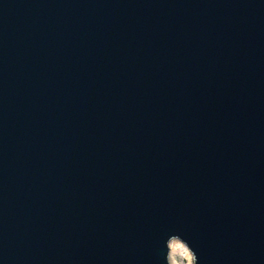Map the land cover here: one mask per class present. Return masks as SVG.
I'll return each instance as SVG.
<instances>
[{"label": "water", "instance_id": "obj_1", "mask_svg": "<svg viewBox=\"0 0 264 264\" xmlns=\"http://www.w3.org/2000/svg\"><path fill=\"white\" fill-rule=\"evenodd\" d=\"M264 264V0H0V264Z\"/></svg>", "mask_w": 264, "mask_h": 264}, {"label": "bare ground", "instance_id": "obj_2", "mask_svg": "<svg viewBox=\"0 0 264 264\" xmlns=\"http://www.w3.org/2000/svg\"><path fill=\"white\" fill-rule=\"evenodd\" d=\"M177 253H182V255H184V262L179 263V261L176 259ZM171 264H193L192 255L187 247L176 240L171 243Z\"/></svg>", "mask_w": 264, "mask_h": 264}, {"label": "rangeland", "instance_id": "obj_3", "mask_svg": "<svg viewBox=\"0 0 264 264\" xmlns=\"http://www.w3.org/2000/svg\"><path fill=\"white\" fill-rule=\"evenodd\" d=\"M175 256V255H174ZM176 259L179 261V262H183L184 261V257L182 255V253H177L176 254Z\"/></svg>", "mask_w": 264, "mask_h": 264}]
</instances>
